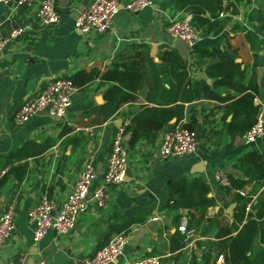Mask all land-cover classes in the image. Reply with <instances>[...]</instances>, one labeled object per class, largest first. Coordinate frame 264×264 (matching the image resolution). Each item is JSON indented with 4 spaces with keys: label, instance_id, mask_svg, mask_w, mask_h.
I'll use <instances>...</instances> for the list:
<instances>
[{
    "label": "crops",
    "instance_id": "obj_1",
    "mask_svg": "<svg viewBox=\"0 0 264 264\" xmlns=\"http://www.w3.org/2000/svg\"><path fill=\"white\" fill-rule=\"evenodd\" d=\"M41 1L28 6L13 2L0 8V32L7 35L13 29L22 30V35L0 54V172L10 170L0 185V215L9 203L16 205V232L9 243L0 247V264H78L120 232H130V240L114 264L144 256L162 257V264H218V258L224 256L218 234L233 224L237 212L233 197L241 195L237 191L227 193L213 174L219 170L247 180L237 167L239 160L251 151H263L264 138L254 145L245 144L244 114L239 107L230 106L244 94L224 103L206 99L202 91L193 102L177 99V105H184L182 120L174 118L153 139L128 144L129 172L123 184L111 188L108 206L91 209L67 235L51 231L41 242H34L27 215L39 196L46 193L61 205L86 162L102 164L104 171L116 129L143 107H159L138 93L135 102L121 105L106 119L100 109L107 102L105 93L115 84L103 83L100 77L83 83L82 73L95 70L103 74L120 64L121 56L138 52L159 63V53L172 48L175 41L167 33L169 21L190 13L179 9L180 0H150L152 6L140 13L121 10L106 32L84 34L74 22L92 0H57L61 23L47 29L38 26L36 17ZM221 12L225 13L224 18H219L224 24L222 32L201 34L195 49L218 48L234 59L245 72L247 94L264 100V0H222ZM217 61L191 51L186 60L191 85L205 82L213 86L215 80L208 76L207 67ZM57 75L73 78L79 88L66 117L41 114L23 126H15L12 113L41 84ZM164 87L171 91L168 83ZM219 92L222 97L232 93L225 88ZM191 107L196 117L192 131L198 149L190 155L164 158L159 151L163 133L171 125H186ZM253 107L257 114L254 104ZM32 145L33 154L24 156L25 148ZM44 145L49 148L39 152ZM203 177L210 188L207 197L214 201L213 207L203 213L160 208L161 199L173 183ZM101 178L100 175L94 187ZM263 180L241 189L245 193L242 197H252V205L264 198ZM157 213L164 214L162 222L148 224L147 220ZM184 224L195 229L191 238L179 231ZM237 233L234 230L232 237ZM181 240L185 241L182 247ZM261 250L264 244L257 235L248 255L256 260Z\"/></svg>",
    "mask_w": 264,
    "mask_h": 264
},
{
    "label": "trees",
    "instance_id": "obj_2",
    "mask_svg": "<svg viewBox=\"0 0 264 264\" xmlns=\"http://www.w3.org/2000/svg\"><path fill=\"white\" fill-rule=\"evenodd\" d=\"M221 1L180 0L178 5L180 10L190 12L193 23L203 31L204 35H218L224 28V24L219 20ZM192 53L201 58L218 59L216 63L207 67L208 76L215 80L213 86H208L205 82L192 86L186 60L173 48L159 53V63H155L148 54L145 56L141 52L130 57L122 58L121 56L120 64L103 74L95 70L91 73H82V81L89 83L100 77L103 83L115 84L105 93L107 102L100 109L106 119L112 117L121 105L135 102L138 93H143L149 102L159 106L143 107L131 117L127 127V134H130L131 137L127 144L132 146L141 139H153L157 133L169 126L174 118L177 121L182 120L184 105H177V99L182 102H193L200 96L201 91L206 99L221 103L232 102L244 94L239 101L230 106L239 107L241 114H244L242 132L245 134L254 125L257 114L252 104L253 96L247 94L248 88L244 83L245 72L241 65L237 64L234 59L225 56L218 48L195 49ZM146 59H148L147 63ZM72 80L77 85L73 78ZM165 83L170 85L171 91L165 89ZM223 88L230 89L232 93L222 97L219 91ZM192 108L188 113V123L183 126L191 131L196 124L195 112ZM175 127V125H171V128ZM262 147V152L251 151L239 160L237 167L247 180L243 177L229 176L231 186L225 188L227 193L241 190L248 183L259 184L264 179V143ZM33 148L34 145L27 146L24 156L33 154L30 152L34 151ZM48 148L49 145H44L38 151L43 152ZM8 173L10 170L1 178L0 185L7 178ZM205 182L203 177L192 181L182 178L173 183L161 199L160 208L168 210L184 208L199 210L200 213H203L214 206V201L207 197L210 188ZM233 199L237 202L234 222L218 234L222 239L219 246L220 251L224 252V261L227 264H264V250H261L256 256V260L248 255L257 235L260 236L261 242L264 244V198L252 205L251 212L248 214L245 209L247 204L251 203L252 197L235 194ZM234 230H238L236 237H232ZM184 244L185 241L181 240L180 247Z\"/></svg>",
    "mask_w": 264,
    "mask_h": 264
},
{
    "label": "built area",
    "instance_id": "obj_3",
    "mask_svg": "<svg viewBox=\"0 0 264 264\" xmlns=\"http://www.w3.org/2000/svg\"><path fill=\"white\" fill-rule=\"evenodd\" d=\"M34 1L0 0V8L13 2L28 6ZM151 6L150 0H131L126 3H122L121 0H92L88 8L76 17L74 26L84 34L92 31L101 34L110 29L113 19L121 10L140 13ZM36 17L41 29L58 26L61 23V15L57 7V0H42ZM224 17L225 13L221 12L219 18ZM167 33L173 39H182L189 50L193 51L203 31L193 23L191 15L184 14L182 17L169 21ZM21 35V29H13L7 35L0 32V54L4 53L13 41ZM78 91L79 88L71 77L67 75L54 76L51 80L41 84L37 92L12 113L11 120L15 126L20 127L31 118L41 114L63 119L72 106ZM253 104L257 108L256 121L244 135L246 145L257 144L264 138V100L260 97H254ZM129 124L130 121L127 120L116 129L111 152L102 174L98 173L94 162H86L72 190L61 205L50 199L46 193L39 196L27 215L35 243L41 242L51 231L58 236L69 234L78 220L91 209L103 210L108 206L111 188L123 184L129 172L130 150L126 141ZM198 147L199 143L193 131L184 127H175L169 128L163 133L159 151L164 158H170L193 154ZM7 171L0 172V180ZM100 175L102 178L94 187V183ZM213 178L225 188L231 186L229 176L223 171H215ZM237 193L245 196L242 190H238ZM251 207L252 204L248 203L245 209L246 214L251 212ZM163 217V213H157L151 216L147 223H160ZM15 218L16 205L9 203L0 215V247L13 239L16 232ZM179 231L185 234L187 238H191L195 234V229H188L186 224L179 227ZM129 240L130 232L117 233L94 255L81 259L78 264H114L122 257ZM223 262L224 257L221 255L218 258V264ZM123 264H162V257L144 256Z\"/></svg>",
    "mask_w": 264,
    "mask_h": 264
},
{
    "label": "water",
    "instance_id": "obj_4",
    "mask_svg": "<svg viewBox=\"0 0 264 264\" xmlns=\"http://www.w3.org/2000/svg\"><path fill=\"white\" fill-rule=\"evenodd\" d=\"M187 15H191L190 13H188ZM172 48L176 51L179 52L180 56L184 59L187 60L188 58V54L191 52L189 50V47L187 46V44L180 38L175 39V41L173 42V46ZM121 126V125H120ZM119 126V127H120ZM130 139V135H128L126 137V141H129ZM97 171L99 174H102L103 172V165L102 164H98L97 165ZM199 172V170H196ZM201 171V170H200Z\"/></svg>",
    "mask_w": 264,
    "mask_h": 264
}]
</instances>
